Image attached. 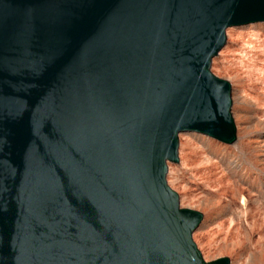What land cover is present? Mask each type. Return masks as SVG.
I'll use <instances>...</instances> for the list:
<instances>
[{"label":"water","instance_id":"water-1","mask_svg":"<svg viewBox=\"0 0 264 264\" xmlns=\"http://www.w3.org/2000/svg\"><path fill=\"white\" fill-rule=\"evenodd\" d=\"M264 0H0V264L205 263L166 162L234 140L210 66Z\"/></svg>","mask_w":264,"mask_h":264},{"label":"rangeland","instance_id":"rangeland-1","mask_svg":"<svg viewBox=\"0 0 264 264\" xmlns=\"http://www.w3.org/2000/svg\"><path fill=\"white\" fill-rule=\"evenodd\" d=\"M232 31L235 33V41L229 43L231 46L228 49V58L223 62L222 71L217 74L212 67L210 71L217 78L228 83L232 82L237 87L239 95L252 103L255 95L264 94V26ZM239 107L243 110L250 108L247 103H241ZM253 110L255 119L250 121H253V124L250 122L248 123L250 125L247 124L250 128L248 131H252L248 138L254 139L255 143L258 141L260 152L255 155L262 156L264 155V112L255 108ZM257 121L262 122L263 125L254 129L253 126ZM245 133H242L241 140ZM184 138L188 139L186 147L188 162L184 166L179 164L169 166L170 174L166 181L170 189L179 198L181 196L179 204L182 208L201 213L202 226L203 223L210 224V232L202 248L198 247L195 241L194 243L205 262L227 258L229 264H247L252 256L261 254L264 247V171L253 170L247 164L248 156L251 157L253 151L245 145H242L244 151L240 152L236 144L225 146L215 140L183 136L179 139L184 140ZM213 161L221 162V172L228 169L232 173L229 177L233 182H239V175L234 167L236 161L250 174L248 181L242 180L241 184L238 183L243 188L247 187V191L237 202L231 200L230 193H226L224 197L209 199L208 194L213 193L214 189L205 186L203 177L206 170L212 171L210 162ZM259 167L264 169V166ZM205 200H213V204L218 203L214 207L216 209L212 208L210 212L204 210L201 203Z\"/></svg>","mask_w":264,"mask_h":264},{"label":"bare ground","instance_id":"bare-ground-1","mask_svg":"<svg viewBox=\"0 0 264 264\" xmlns=\"http://www.w3.org/2000/svg\"><path fill=\"white\" fill-rule=\"evenodd\" d=\"M226 40H227L228 44L235 41V33L232 30H229V31L226 30ZM228 44H227V48H225V49L221 48L217 52L211 66H210V69L212 67L213 71L217 74L222 71L223 62H225L228 58V53H229L228 49L231 46L230 44L228 46ZM223 81H225V80H223ZM225 82H227V81H225ZM228 85L230 88L231 117H232V121H233L232 123H233L234 130H235L234 140L231 141L229 144H236V147L238 148V150L240 152L244 151L242 149V145H245L249 149H251L253 151V155L251 157L247 155L248 156V163L247 164L250 165V168H252L253 170H258L260 172H263L264 169H260L259 166H264V155H262V156H256L255 155V153H258L260 147L257 144L258 141L255 143L254 139L249 140V138H248L249 133H251L252 131L251 132L248 131V129H250V128L247 127V124L252 119H255L253 108H255L258 111L264 112V94L263 93L261 95L258 94V96L255 95L256 97L253 98V102L250 103L243 96L239 95L237 87L235 85H233L232 82L231 83L229 82ZM241 103H243V104L247 103L250 108L243 110L242 108L239 107V105ZM232 104H233V108H231ZM252 122H250V124ZM250 124H248V125H250ZM262 125H263L262 122L257 121L253 127L255 129V128L261 127ZM245 131H246V133H245ZM253 131H255V130H253ZM243 132L245 134L243 135L242 140H241V136H242ZM179 138H180V136H177V139H178V144H177L178 163H179V165L184 166L188 162V154H186V147L188 146V139L184 138V140H181ZM256 140H258V138ZM215 141H217V140H215ZM217 142L225 144L222 141H217ZM260 157H262V158H260ZM175 164L176 163L166 162V167H167L166 174H167V176L170 174L169 173V166H173ZM176 165H178V164H176ZM210 165L212 167V171H211V169L206 170V172L204 173L205 175L203 177V183L206 184L205 186L211 187L214 189V191L212 189L213 193L209 192V194H208L209 199H215L217 197H224L226 195V193H230L231 200L234 202H237L239 200V198H241L243 193L247 191V187L243 188L242 186L239 185V184H241L240 181H242V180L248 181L250 179V174L247 173V169H244V167L239 165V162L236 161L234 163V167L236 169L237 174L239 175V182L238 181L233 182L231 180V177H229L230 174H232V173H230L228 169H227V171L222 170V172H221V162L220 161L210 162ZM166 183H167V181H166ZM180 190H183V188H180ZM177 197H179V196H177ZM180 198H181V196H180ZM180 198H179V201H180ZM212 201L205 200L204 202L201 203L204 210L210 212V210L212 208L214 209L216 204L218 205V203L213 204L214 202L212 203ZM180 205L181 204H179V207L181 209H188V208H182L181 207L182 205L181 206ZM188 210H191V209H188ZM191 211L199 213V212L194 211V210H191ZM199 214H201V213H199ZM203 225L204 226H202V230H200L199 232H192L193 240L195 241L197 246L200 248H202L203 242L207 238V236L210 232L209 231L210 224L209 223L208 224L203 223ZM210 262H212V261H210ZM262 262H264V247L261 250V254L252 256L251 260L247 264H260ZM205 263H208V262H205Z\"/></svg>","mask_w":264,"mask_h":264}]
</instances>
